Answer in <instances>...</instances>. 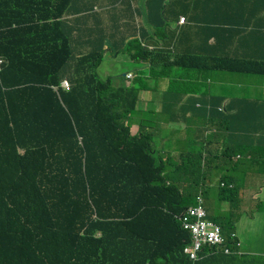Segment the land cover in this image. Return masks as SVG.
<instances>
[{
	"label": "trees",
	"instance_id": "trees-1",
	"mask_svg": "<svg viewBox=\"0 0 264 264\" xmlns=\"http://www.w3.org/2000/svg\"><path fill=\"white\" fill-rule=\"evenodd\" d=\"M72 1L0 0L6 61L0 72V264H264V256L206 246L196 260L183 253L190 233L177 215L200 192L202 150L165 171L166 159L157 157L144 133L149 126L139 123L130 133L129 116L146 79L126 83L123 77L121 85L101 79L100 41L72 60L60 21ZM181 3L141 0L138 12L157 31L156 40L142 46L150 76L170 77L176 68L187 76L211 70L264 76V0H201L199 9L211 17L195 20V10L183 2L182 11ZM135 11L134 25L140 19ZM200 30L205 42L220 34L235 43L237 55L192 52ZM19 38L34 52L19 49ZM63 78L68 89L59 86ZM187 169L201 178L195 173L183 187L171 173ZM220 188L225 198L235 194ZM216 223L231 246V223Z\"/></svg>",
	"mask_w": 264,
	"mask_h": 264
},
{
	"label": "crops",
	"instance_id": "crops-1",
	"mask_svg": "<svg viewBox=\"0 0 264 264\" xmlns=\"http://www.w3.org/2000/svg\"><path fill=\"white\" fill-rule=\"evenodd\" d=\"M183 2L188 10H195L193 20L211 17L206 9H199L201 0H182V11ZM140 6L141 0H73L60 17L63 28L69 34L72 60L91 52L100 41L104 46L103 59L96 73L101 79L111 77L116 85L122 84L123 77L126 83L137 77L146 79L148 87L139 89L140 93L138 91L143 102L141 105L137 104V111L140 105L144 114L138 116L131 112L130 133L134 135L138 132L139 123L150 127L151 147L154 149L155 145H160L167 151L166 171L174 169L169 166L174 164L168 161L170 156L177 158V164L182 162V158L192 162L193 157L199 158V150H202L204 180L217 178L220 187H226L225 183L231 184L230 188L235 192L232 199L235 195L239 197L238 207L249 203L250 197L253 198L255 194H263L264 202V76L221 70L198 72V75L193 76H187L184 72L182 76L175 78V89L165 88L159 94L160 87L166 85V79L179 72L170 74V77L163 76L165 80L150 76L152 62H148L142 55V46L146 41H155L154 33L157 31L138 12ZM131 8H137L135 12L140 15L135 25L131 22L134 17ZM17 45L21 50L26 49L22 38H19ZM34 49H26V52H34ZM191 51L204 52L215 59L238 53L235 43L228 44L220 34L216 39L210 38L205 42V35L201 30ZM147 52L153 53L149 49ZM128 74L132 78L126 79ZM176 121H181L183 126ZM186 132L195 135L189 136L185 148L180 149L178 145L184 138L181 133ZM194 141L197 144L195 149L191 145ZM236 148L248 152L233 154L232 151ZM227 153L230 158H227ZM210 161L218 166H210ZM179 172L176 170L171 176L191 180L195 173L198 175L197 171L192 173L188 169V176L186 173L180 175ZM209 192L210 189L201 184L203 202ZM226 194L219 192L221 198H225ZM205 209L207 216L217 222L211 210H215L217 214L219 212L212 207ZM244 224L263 247L249 246L240 230V222L237 221L232 225V233L239 241V247V238L244 242L243 250L238 247L237 253L264 254V231H254L264 229V221Z\"/></svg>",
	"mask_w": 264,
	"mask_h": 264
},
{
	"label": "rangeland",
	"instance_id": "rangeland-1",
	"mask_svg": "<svg viewBox=\"0 0 264 264\" xmlns=\"http://www.w3.org/2000/svg\"><path fill=\"white\" fill-rule=\"evenodd\" d=\"M142 55L145 56L146 60L149 62L150 57L148 54H145V52L142 51ZM176 71H178L179 73L173 75L172 78L166 79V85L163 84L160 89H159V94H162L163 91L165 90V88H170V89H175L174 87V82H175V78L182 76L183 73L186 71V69L183 68H176ZM203 73V72H201ZM99 75L102 77L101 73H99ZM161 78H163L165 80V78L162 76ZM172 79V80H171ZM170 82V83H169ZM171 84V87H170ZM146 90V89H144ZM141 91H139L140 93ZM138 93V94H139ZM140 100V101H139ZM143 101H141V99L139 98V96L137 95L136 97V102L133 108V114L134 115H138L140 116L141 114H144V111L141 110L140 105L142 104ZM137 104H140L138 107V111H137ZM177 123L181 124V126H183L181 121H176ZM150 128V127H148ZM146 128L145 130V135L150 136L151 129ZM185 128V126L183 127ZM181 135L184 137L182 141H180L178 148H185V143L188 141L189 136H193L195 135L194 133H181ZM196 141H194V143H192L191 145L195 144ZM195 146V145H194ZM154 150L155 153L157 155L158 158H161L163 160H165L168 156H167V151L164 150L160 145H155L154 146ZM165 151V152H164ZM164 152V153H163ZM163 153V154H162ZM157 158V159H158ZM156 159V161H157ZM168 161L173 162L174 164L169 165V166H173V168L175 169L177 167V158L175 156H170L168 158ZM167 162H165L166 165ZM202 163V160H201ZM210 166L214 167V166H218L217 163H213V161H210L209 163ZM203 166V163H202ZM166 167V166H165ZM166 171V169H165ZM199 178H201V173H198ZM180 180V185L183 184L182 186H186L187 182L189 179H179ZM201 184H204L205 187H208L210 189L209 194L206 196V198L204 199V207H212L214 209H216L217 212H219L218 214L215 212V210H211L213 216H215V220L217 222H219L221 225H223L224 227H227L229 223H231V225L236 224L237 221L240 222V230L243 234V237L245 238L246 243L249 246H260L263 247V245H261L259 239L256 238V236L249 232V229L247 227H245V222H261L264 221V202L262 201L263 199V194H255L253 198L250 197V202L247 203L244 206L238 207L237 206V202L239 201V197L238 196H234V198H221L219 195L220 192V186H219V182L217 178H208L206 180H202ZM237 194V192H236ZM255 232H260V231H264V229L258 228V229H254ZM240 242H241V246L239 247L241 250H243L244 248V242L242 238H239ZM260 256H264V254H260Z\"/></svg>",
	"mask_w": 264,
	"mask_h": 264
},
{
	"label": "built area",
	"instance_id": "built-area-1",
	"mask_svg": "<svg viewBox=\"0 0 264 264\" xmlns=\"http://www.w3.org/2000/svg\"><path fill=\"white\" fill-rule=\"evenodd\" d=\"M184 22L183 18L178 20V24ZM148 49L152 51L153 46H148ZM4 59L0 57V70L4 64ZM131 77V74L126 75ZM60 87L68 89L69 82L66 78L61 79ZM224 183H221L223 185ZM231 187V184L227 185ZM177 218L181 224V227L190 233V240L184 245L182 251L188 256L190 260H196L199 258V252L204 246L214 248L216 252L218 249H222L224 253L238 252L240 245L239 241L235 238L234 233L230 234L233 243L231 246L226 245V239L222 233L221 226L214 220L207 217V212L203 204V197L200 193L195 195V202L185 208Z\"/></svg>",
	"mask_w": 264,
	"mask_h": 264
},
{
	"label": "clouds",
	"instance_id": "clouds-1",
	"mask_svg": "<svg viewBox=\"0 0 264 264\" xmlns=\"http://www.w3.org/2000/svg\"><path fill=\"white\" fill-rule=\"evenodd\" d=\"M152 51H153V50H152ZM0 57H1V56H0ZM1 58H3V57H1ZM3 59H4V58H3ZM4 61H5V59H4ZM5 62H6V61H5ZM5 62H4V64H5ZM4 64H3V65H4ZM3 65H2V67H3ZM1 70H2V68H1ZM1 70H0V72H1ZM225 184H226L225 186L228 187V186H227L228 183H225ZM228 188H230V187H228ZM199 193H200V192H199Z\"/></svg>",
	"mask_w": 264,
	"mask_h": 264
}]
</instances>
